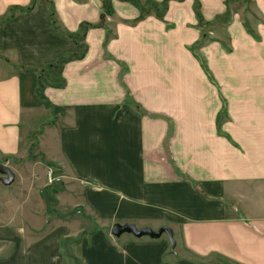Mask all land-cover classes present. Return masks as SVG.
Returning a JSON list of instances; mask_svg holds the SVG:
<instances>
[{"label":"crops","instance_id":"1","mask_svg":"<svg viewBox=\"0 0 264 264\" xmlns=\"http://www.w3.org/2000/svg\"><path fill=\"white\" fill-rule=\"evenodd\" d=\"M227 1L197 0L199 17L196 0H167L161 16L131 0H109V13L103 0H0V163L22 158L24 128L43 101L65 107V123L40 145H55L44 158L68 178L164 213L197 253L264 264V0H251L256 38L239 12L226 27L229 53L217 40L201 48L221 93L192 54L199 20ZM49 5L66 33L84 30V53L63 63L61 85L43 68L80 49L55 30ZM224 100L230 119L217 129ZM25 162L13 182L45 165ZM12 183L0 181V264H64L60 238L31 231L36 192Z\"/></svg>","mask_w":264,"mask_h":264},{"label":"rangeland","instance_id":"2","mask_svg":"<svg viewBox=\"0 0 264 264\" xmlns=\"http://www.w3.org/2000/svg\"><path fill=\"white\" fill-rule=\"evenodd\" d=\"M131 1L137 5L141 13H146L147 10L154 11L155 6L158 7L160 13L165 9L164 2L157 4L154 1ZM252 4L251 0H228L221 15L208 22L199 20L202 29L201 38L193 46L192 54L199 61V67L208 80L217 87L218 94L221 93V86L215 83V75L201 48L207 46L210 41L217 40L222 44L225 52L229 53L231 46L228 43L226 27L234 15L239 12L242 14L245 28L256 38L255 23H259L261 20L254 13ZM49 6L51 24L57 32L66 34L69 38L66 31L57 22L56 17L53 16V6ZM18 9L24 10V8ZM196 9L197 2H195L194 11ZM106 11L109 13L110 10ZM82 33L83 31L77 32L75 40L69 38L79 47L78 52L67 53L56 61L46 64L43 68L45 70L53 69L54 75L59 81L56 85L62 84L63 63L82 53L84 49ZM216 35L220 38L216 39ZM42 72L43 70L39 71L40 79L36 89L38 95L43 99L46 81L42 80ZM176 87H180V85H176ZM43 103L47 109L42 114L39 112L35 114L36 118L32 119L33 125L28 130L24 128L23 143L20 144L21 150L18 154L22 158L18 157L9 164V167L13 171L14 169L21 170L26 160L31 165L42 160L45 165L36 167L40 169L37 176H33L29 172L26 175L15 173V181L9 188L30 189L36 192L37 195L31 198L37 207L31 213L33 220L31 231L37 237L45 238V241L50 236L60 238L61 256H63L64 264H244L218 252H210L206 255L189 249L183 243L182 230H177V228L174 230L161 217V214L164 216L165 214L158 212L157 209L153 211L151 206L136 205L132 200L122 205L119 201L116 202L115 198L109 197L107 192L95 193L96 191H93L91 193V182L73 181L68 178V172L65 171V167L61 163L44 158L43 149L51 147L54 150L55 145L42 144L41 147L40 141H47V136L51 140V137L47 135L49 130L52 129L54 132L56 128L63 125L69 113L65 107H54L46 101ZM227 108L228 102L224 100L223 108L217 115V129H220L223 121L230 119ZM49 171L52 172L54 178L58 179L50 181ZM19 199L27 201L28 197H19ZM123 222H132L139 227L146 225L153 229L167 225L173 230L174 244L169 241L166 234L161 235L158 239L147 236L137 238L127 233L118 237L112 235V225Z\"/></svg>","mask_w":264,"mask_h":264},{"label":"water","instance_id":"3","mask_svg":"<svg viewBox=\"0 0 264 264\" xmlns=\"http://www.w3.org/2000/svg\"><path fill=\"white\" fill-rule=\"evenodd\" d=\"M0 181L3 184H11L14 180L13 171L6 165L0 163ZM131 234L137 238L140 237H150L152 239L159 238L162 234H166L168 236L169 241L174 244L173 238V230L167 226L163 225L157 229H153L149 226H137L132 222H123V223H115L111 227V234L114 236H120L121 234Z\"/></svg>","mask_w":264,"mask_h":264},{"label":"trees","instance_id":"4","mask_svg":"<svg viewBox=\"0 0 264 264\" xmlns=\"http://www.w3.org/2000/svg\"><path fill=\"white\" fill-rule=\"evenodd\" d=\"M166 1L167 0H164L163 2H164V4H165V8H166ZM196 2H197V0H196ZM103 8H105V11L106 10H110V3H109V0H103ZM155 9H154V12L157 14V15H162L163 13H164V11H165V9L163 10V12H158V7L157 6H155L154 7ZM149 10H147V11H145V12H148ZM107 12V11H106ZM110 12V11H109ZM195 12H196V14L199 16V17H201L200 15V6H199V3L197 2V9L195 10ZM82 27V26H81ZM83 29H85V25L83 26ZM68 34V36H69V38H71V40H75V36H76V33H67ZM83 35H84V30H83V33H82V37H83ZM75 42V41H74ZM84 50H85V46H84V49H83V51H82V53L80 54V55H77L76 56V58H79V57H81L82 55H83V53H84ZM74 58V57H73ZM69 60V59H68Z\"/></svg>","mask_w":264,"mask_h":264},{"label":"built area","instance_id":"5","mask_svg":"<svg viewBox=\"0 0 264 264\" xmlns=\"http://www.w3.org/2000/svg\"><path fill=\"white\" fill-rule=\"evenodd\" d=\"M48 175H49V180H50V181H52V179H58V178H54V177L52 176V172H51V171L48 172Z\"/></svg>","mask_w":264,"mask_h":264}]
</instances>
